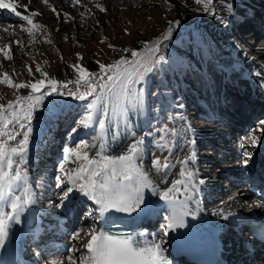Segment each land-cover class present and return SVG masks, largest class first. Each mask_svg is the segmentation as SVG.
<instances>
[{"label": "rangeland", "instance_id": "rangeland-1", "mask_svg": "<svg viewBox=\"0 0 264 264\" xmlns=\"http://www.w3.org/2000/svg\"><path fill=\"white\" fill-rule=\"evenodd\" d=\"M53 1L56 4L58 0L41 1L37 6L41 8L40 6L42 4V6L55 14L53 9H55L56 12H59V10L56 6L54 7L55 4ZM193 1L196 3V0ZM229 1L232 2L233 0ZM108 2H111V4L113 3L114 6L109 7L107 5ZM219 2L220 0H213L208 7V11H205L201 4L198 7L186 8V12L181 13L178 5L172 0H88L75 7H73L72 1H67L65 2V6L72 10L76 9L73 12L75 18L69 15L67 19H65L66 22L61 24V17L57 19L55 14V17L50 20L51 25L56 29V33L60 26L65 27V33L61 35V39L55 38L54 32L51 33V26L43 25V28L31 29L32 35H28L27 33L29 39V41H27L28 43L19 41V44L15 46V53L12 54L13 60H5L1 63L2 67H0V72H8L14 82L30 83L35 80L44 79V77H41V75L36 72V68L39 66L40 69L47 74V78L58 82L59 91L64 93L63 95L53 94L52 96H48L46 91H43L37 94L43 95V103L37 107L34 113L32 120L33 131L29 140V158H39L34 165L32 164V166L35 167V172H37V174H35L37 175L35 198L37 200L47 193L51 194L50 198L47 197L42 200L45 203L44 207H46L47 211H52L54 208L63 205L62 203H57L55 199L63 196L64 185L60 183L63 173H61L59 166L63 162L65 149L74 147L80 143H86L89 145L87 151L89 155H92L94 148H92L91 145L97 144L98 146V140L101 136L97 123L98 119H106V129L103 135L108 134L109 141H115L120 139V137H129L132 139V132H138L140 135L144 132L143 137L136 136V138L140 137L144 140V146L142 147L145 150L144 153L148 154V159L144 163V167L148 168L154 180L159 179L162 187L167 186L169 183L168 181H170L172 177L165 178L167 169L161 168L160 171H156L152 167V162L155 159H159L161 164L164 162L168 163L169 161V165H171V160L175 159V154H179L176 147L181 145V139H179L180 131L184 128L186 129V127L188 128L190 124H188L189 121L187 118H183L184 111L189 114L188 117L192 121V125L194 124L202 129L201 132L211 131L219 134V130H228L227 126L219 127L217 123L210 122L212 121L210 118L199 117L197 113L200 107L195 102L190 103L189 99L186 100L183 98L184 90H186L191 95L195 96L196 99H200L198 95L200 94L199 88L205 87L207 91H210V87H213L215 83L219 84L222 80L223 75L218 70V63L216 58H214L213 46H211V39L208 35L210 24L204 23L205 19H208L216 13L223 15L228 14L225 4ZM98 3L102 5L100 7H103L105 11H100V7L97 5ZM118 4H122L123 6L120 7ZM262 4L264 3L259 4L256 9V13L254 14L256 18L251 16V19H249V21L247 19L246 21V25L249 27L251 26L250 28L253 27V30L259 26V24L264 25V19L259 18L261 16V18L264 17ZM217 10L220 11L217 12ZM218 22L219 21H216L214 23ZM11 24L15 25L14 23ZM169 25H174L173 31L168 39H164L163 35L167 31ZM14 28L16 29V33L21 32L20 25L16 24ZM1 30L0 28V34L2 36L4 33ZM262 30L263 28H256L254 31L256 36L252 39L253 43L255 42L254 39L260 36ZM68 31H70L69 34H67ZM241 35L243 36V33H241ZM246 35L245 33V36ZM7 40L8 37H0V41L3 44ZM156 41H160V43L156 45L158 51L153 53L154 60L150 71L145 74L142 80L137 81L132 86L133 91L140 95L142 103L129 108L126 115L123 117L111 115L112 104L108 105L109 117L107 118L101 115L99 108L93 112H89L87 110V105L94 97H89L87 100H78L74 99L73 96L69 94L76 92L77 89H79L80 92L87 91V88L83 86L82 83L77 85V73L70 67L71 65L78 64L92 73V82L97 85V90L99 92V85L107 82L105 74L101 73L99 64L111 65L122 58L132 61L134 59L131 56L132 51L145 53V45H147L150 50ZM194 49L197 50L196 58L200 62L199 65L196 64V66L189 57V54ZM160 57H163V60H161ZM29 68H31L33 73L31 76L29 75ZM45 82L47 83V79ZM240 82L247 84L242 85ZM237 83H240L238 85L243 86V89L250 88V91L252 89L251 83L247 80H240ZM65 84L67 87H64ZM248 89H244V93L240 96H230V99L234 102L238 101L236 105L232 106L240 107L233 108V111L236 112L238 118H242V120H245V111L250 109L246 108V104L248 103L249 105V101L252 97V94L251 96L248 95L250 92ZM23 90L24 89H21L20 92L17 93L5 85H0V97H2L0 103L6 104L8 101L14 100L16 95H23ZM228 98L229 97H226V100L229 101ZM260 103L262 104V102ZM258 106H260V104ZM64 111L73 112L71 117L73 122L71 125H67L60 138L61 140L57 145V149H60V155L54 159V165L52 167V156H50V153L47 154V150L44 151V149L42 150V148H40L45 145H38L36 149L33 148L32 150L31 148L35 142L36 144H41L48 138L49 130L54 128L53 124L55 118L58 115H64ZM89 114L93 116V121L88 128H84L81 126L80 121ZM234 123L236 122L234 121ZM203 126L205 128H203ZM135 129L141 131H136ZM51 132H55V130H51ZM173 132H175L176 135H172L171 133ZM51 135L53 134L51 133ZM238 135L240 136L241 134L234 133V138H237ZM19 139H22V136H18L17 140ZM207 140L212 141L208 142ZM223 140L225 141L226 138ZM187 141L188 140H184V144L185 142L187 143ZM215 141V138L204 137V140L202 139L201 141L198 139L196 142L206 148L200 151L201 156L199 158V163L201 167L204 166L206 168L207 176L210 180L208 186L211 188L210 192H212V190L216 192L220 189L224 190L222 191V196L214 195L209 200L206 198L203 204L209 202L208 207H210V209L214 208L215 205L216 207L219 205L220 207H225L223 209H226L231 204L228 200L230 198H237L240 187L236 185L237 181H235L233 184V191H229L228 185L231 180L220 177L222 172L220 164L224 163L226 167L228 165L232 170L234 169L233 167L237 165V162L234 155L229 152L228 156L226 158L224 157V162L218 160L221 153L216 148L218 145L213 143ZM223 144L224 142L221 143V145ZM45 152L46 155L44 156ZM41 157H43L42 160L40 159ZM78 164L79 161H76L75 158H71L70 162L65 165V169L66 171L71 170L76 168ZM43 181L44 184H41ZM56 184L58 188L55 187ZM53 189L55 190L54 192L51 191ZM205 193L206 191H202V196ZM78 195V193L74 192L72 194V199L75 201ZM156 197L159 198L158 195H156ZM238 199H241V197H238ZM251 199L250 197L248 202H252ZM73 205L78 206L76 202H74ZM92 207V203L83 205L84 213L80 215L81 218L78 222L79 227H83L86 231H92L94 228L89 219L92 218L93 220L96 215H88L92 211ZM215 212L217 213L218 210H215ZM160 214L163 216L164 211L161 210ZM86 218H88V225L85 223ZM43 219H46L47 222L53 221L52 217L47 218L46 216L39 219V221L46 223ZM164 219L165 218L162 217V219L158 221V224L156 223V225H154L161 235L164 233L163 229L166 224ZM54 222L55 224L58 223V221ZM150 226L147 227V229H151ZM80 232H82L80 233L81 235L85 231ZM230 232V230H227L226 234H230ZM245 235L246 232L242 231L240 236L243 237ZM71 236L72 239L75 238L74 243L72 242V246L74 247L62 253H54L51 256L47 255L46 252H39L37 257L40 258V264H52L51 260L58 259L60 261H65L68 256L73 255L77 258L86 255V250L81 249L79 246L75 247V245L82 242V238H76L74 233ZM25 242H28L27 245L25 243L22 245H26L29 249H37V245H33V242L28 240ZM240 245L241 242L235 241L232 248L239 249ZM74 249H76L75 253L73 252ZM46 250L48 251L49 249ZM47 257H50L51 260L49 261ZM260 263H264V259L261 260Z\"/></svg>", "mask_w": 264, "mask_h": 264}, {"label": "bare ground", "instance_id": "bare-ground-1", "mask_svg": "<svg viewBox=\"0 0 264 264\" xmlns=\"http://www.w3.org/2000/svg\"><path fill=\"white\" fill-rule=\"evenodd\" d=\"M41 1L45 0H32L31 3H29V0H16L19 5H22V7H18L17 10L20 11L22 15L27 14L25 12V7L28 8L29 12L34 11L40 13L41 15L33 18L34 23L39 25L51 26V33L54 32L55 38L61 39V35L65 33V27L60 26L56 33V29L50 23V20L55 17V14L52 13L51 10L46 9L44 6H42V4L40 6L41 8H39L37 5L38 3H41ZM67 1H72V5L73 7H75L82 3H85L88 0H77L75 4L73 3V0H58L56 4L53 1L55 4H53L54 7L56 6V8L60 12L61 24L66 22L65 19H67L69 15L75 18L73 12L76 9L72 10L71 8L65 6V2ZM172 1L178 5L181 13H185L186 8L190 9L199 6L193 0ZM220 2L225 4L226 7L228 4H231L232 12H228V14L226 15L216 13L215 15L210 16L208 19H205L204 23L210 24L208 35L211 39V46H213L214 58H216L218 63V70L223 75L222 80L219 82V84L215 83L213 87H210V91H207L205 87L199 88L200 94L198 95L200 96V99H196L195 96L191 95L186 90H184L185 92L183 93V98L186 100L189 99L190 103L195 102L200 107L197 113L199 117L210 118L212 120L210 122L217 123L219 127L227 126L228 130H219V134L217 132L211 131L201 132L202 129H200L199 126H196L194 124L192 125V121L188 117L189 114L184 111L183 118H187L189 121L188 124H190L188 128L186 127V129H183L184 131H180V138H178L181 139V145H178V147H176L179 154H175V159L171 160L172 163L165 172V178L172 177V179L168 181V185L165 187L161 186V182L159 181V179L154 180L152 178L153 175L148 171V168L144 167V163L148 159V154L144 153L145 150L143 147L141 151V157L138 158V163L141 165L143 171L148 176L152 185L159 191H163L167 187H170L171 182L179 178V170L181 169V167H186L190 172L194 174V181L190 183H196L199 191L193 193L192 189L189 187L187 193L185 195H181L178 198L180 201H184L186 199L188 200L186 207L190 209L191 212L194 213V215H188L184 218V227L170 230L167 236H165L164 233L163 235H161L156 227H154V225H156V223L158 224V221L161 220L162 217H164V220L167 221L166 217L169 215L168 206L165 204V202L160 201L159 198H157L156 195L153 194L150 190H146L144 195L145 199L151 202L154 206V211L151 214L145 215L141 213L140 217H136L135 214L129 216L122 213L127 218L134 221L136 224V235L134 237L135 241H142L145 244H151L155 242L160 245L162 250L161 257L164 264L180 263V259H176L175 253L189 238L206 239L208 237H213L219 239L221 242L222 240H224L226 244V246L224 247L226 256H229L232 261L237 262L238 264H259V258H261L263 255L262 247L257 242H254L250 235L245 236L244 239L240 236L241 231L245 228L244 225L239 222V220L245 217L264 216V197L259 196L256 192L253 193L251 191V187L254 184L258 185V188L260 189L264 187V134L258 132L256 133L260 139V143H258L255 147L247 143V137L249 133L255 132L256 129L260 127L259 122L264 121V25L259 24V26H255L257 29L263 28V30L260 32V36L254 39V43L252 39L256 36V33L254 32L256 28H254L253 30V27L250 28L251 26L249 27L246 25L247 19L249 21V19H251V16H254L256 18V15H254L256 13V9L258 8L259 4L264 3V0H233L232 2H230L229 0H220ZM97 5H99V7L102 6L100 3H98ZM107 5L109 7L114 6L113 3L111 4V2H108ZM262 5L264 9V4ZM118 6L122 7L123 5L118 4ZM219 11L220 10H217V12ZM261 17L259 18L264 19V17ZM216 21L219 22L214 23ZM11 23H14L15 25L18 24L20 26L26 25L25 21L21 20L14 14L9 13L6 9H0V28L4 33L2 36L0 34V37H8V40L5 41L4 44L0 41V47L10 45L11 54H14L15 46L17 45L16 42L22 41L24 43H28L27 41H29V39L27 33L23 31L22 28L20 33H16V29L14 28L15 25H12ZM5 27L8 28L7 32L4 30ZM27 27L31 28V26ZM69 33L70 31L67 32V34ZM241 33H243V36L241 35ZM245 33L247 34L246 36ZM194 50L191 51L189 57L191 60H193L196 66V64L199 65L200 62L196 58L197 50ZM4 61L5 60L3 59L2 54H0V65ZM240 80H247L251 83L252 87L251 91L250 88H244L250 91L248 94L249 96H251L252 94L249 105L248 103L246 104V108L250 109L248 111H245L244 113L245 120H242V118H238L236 112L233 111V108L240 107L232 106L236 105L238 101L234 102L230 99V96H240L244 93L243 86L238 85L242 82L237 83ZM244 84L247 83H242V85ZM27 92L28 90H23L24 94H26ZM226 97H229V101L226 100ZM260 102H262V104ZM258 103L260 104V106H258ZM64 112V115L61 114L55 118L53 124L54 128L51 129L52 131L55 130V132H51V130H49V136L45 141H43L44 143L42 142L41 144H36L35 142L31 148L32 150L33 148L36 149L38 145H45L44 147L40 148H42V150L44 149V151L47 150V154L50 153V156H52L53 159H50L51 161H53V164H51L52 167L54 165V159L58 157V155H60V149H57V145L61 140L60 138L62 137L67 125H71L73 122V119H71L73 112ZM234 121L236 123H234ZM203 128L205 127L203 126ZM136 131L141 130L137 129ZM51 133L53 135H51ZM234 133L241 135H238L237 138H234ZM134 134L135 137L144 136V132H142L141 135L138 132H134ZM204 137H211L216 139V141L213 143L218 145L216 146V148L221 153L218 160L224 162V157L226 158L228 156V152L234 155V158H236L237 165L233 167L234 169L232 170L228 165L226 167L224 163L220 162V168L222 170V172L220 171V177L232 181H230L228 185L229 191H233V184L235 181H237L236 185H239L240 187L237 198H230L228 201L231 202V204L226 209H223L225 207H220L219 205L217 207L215 205L214 208L210 209V207H208L209 202L203 204L206 198H208L209 200L214 195L222 196V191H224L220 189L217 192L215 190H212V192H210L211 188L208 187L210 184V180L208 179L206 168L204 166H200V151L201 149L206 148L205 146L197 144L196 142L198 139L201 141L202 139L204 140ZM108 138V134L103 135V137L100 136L98 140V146L93 149V153L95 151H98L99 145L103 143L104 145H106L105 154L116 156L119 155V153L121 154V152L129 143L134 142L133 136L131 137L132 139H130L129 137H120V139H117L115 141H109ZM224 138H226L225 141L223 140ZM184 140L190 141L189 143L187 141V143L185 142L184 144ZM207 141L209 142L212 140ZM223 142L224 144L221 145V143ZM142 146H144V143ZM29 147L30 141L26 154L27 162L25 164L18 163L14 165V169H21L23 178L13 186L12 193L13 196L21 197V203H23V198L26 194L25 189H27V195L31 199L32 203L28 204L21 211V222L19 224H11L8 232V238L5 241L4 246L0 247V264H40V258L37 257L39 252H46L47 255L51 256L54 253H62L74 247L72 246V242L74 243L75 238L72 239L71 236L73 233L74 236H76L78 232L82 233L80 231H85L79 236L82 238V242L75 245V247L79 246L84 250H86L84 248V244L89 238V230L86 231V229H83V227L80 228L78 224L81 218L80 215L84 213L83 205L86 203H92L91 201L83 197L82 194L78 193L79 195L76 196L75 201L71 196L73 203L76 202L78 206H74L73 203L69 205L67 201H64L62 206L54 208L52 211H47L46 207H44L45 203L42 201L44 198H50V193H47L48 196L47 194H45L42 198L37 199L38 201L36 200L35 196L37 189L35 186L37 175L35 174H37V172H35V167L32 166V164L34 165V163L39 160V158H29ZM46 152L44 156L46 155ZM244 153H249L251 159V161L250 159H248L246 165L242 163ZM189 156H193L194 159L189 161L187 164H183L182 161L187 159ZM42 158L43 157H41L40 159L42 160ZM256 161H258L259 163ZM200 180L204 181L203 185H199L198 182ZM41 184H44V181ZM55 187L58 188V185L56 184ZM51 191L54 192L55 190L53 189ZM202 191H206L207 195L205 193L202 196ZM238 197H241V199H238ZM250 197L252 198V202H248ZM61 198L55 199L57 203H62ZM10 199L11 198H9L8 203H0V212H11ZM92 205V211L90 212L91 215L95 213L99 215V213L96 211V205H94L93 203ZM161 210L164 211L163 216L160 214ZM215 210H218V214L215 212ZM114 213L115 212L105 213L103 217H100L99 215V222H96L94 219L92 220V218H90L89 221H91L90 223L94 226L93 230H97V234H99L100 232L104 233L103 225H105L108 217ZM44 216H46L47 218L52 217L53 221L47 222L46 219H43L46 223L40 222L39 219ZM225 216L227 217V219L224 218ZM54 221H58V223L55 224ZM87 221L88 218H86L85 220L86 225H88ZM149 226L151 227V229H147V227ZM227 230L231 231L230 234H226ZM26 240L33 242V245H37V249L27 248L26 245L28 242H25ZM235 241L241 242L239 249L232 248ZM23 243H25L26 245H22ZM46 249L49 250L47 251ZM47 259H49V261L51 260L50 257H47ZM58 260H51V263L53 264L54 261ZM66 261L67 260L64 261L65 264Z\"/></svg>", "mask_w": 264, "mask_h": 264}, {"label": "snow or ice", "instance_id": "snow-or-ice-1", "mask_svg": "<svg viewBox=\"0 0 264 264\" xmlns=\"http://www.w3.org/2000/svg\"><path fill=\"white\" fill-rule=\"evenodd\" d=\"M31 2L32 0H29V3ZM76 2L77 0H73L74 4ZM212 2L213 0H196L198 5H203L205 11H208ZM18 7H22V5H19L16 0H0V9H6L26 22V25H21V28L29 35H32L31 29L43 28V25L35 24L33 21L34 17L41 15L40 13L29 12L25 7L27 14L22 15L17 10ZM100 11L103 12L105 9L100 7ZM226 11L232 12L231 4L227 5ZM53 12L59 19L60 13L55 9ZM27 26H31V28ZM173 27L174 25H169L163 35L164 39L171 36ZM4 30L7 32L8 28L5 27ZM16 43L19 44V41ZM159 43L160 41H156L150 50L145 45V53L132 51L131 56L134 58L132 61L122 58L111 65L99 64L101 73L105 74L107 81L99 85V92L97 85L92 82V73L78 64L71 65L70 67L77 73V85L82 83L87 91L80 92L77 89L76 92L69 94L78 100L94 97L87 105L89 112L99 108L101 115L107 118L109 117L108 105L112 104L111 115L123 117L129 108L142 103L140 95L133 91L132 86L142 80L145 74L150 71L154 60L153 53L158 51L156 45ZM0 54L6 61L13 60L10 45L0 47ZM160 59L163 60V57ZM36 72L44 79L30 83L14 82L8 72H0V85H5L17 93L21 89L28 90L26 94L16 95L14 100L8 101L6 104L0 103V203H8L11 198V212H0V247L4 246L8 238L11 224H19L21 211L32 203L27 195V189H25L23 203H21V197L13 196L12 189L23 178L21 169H14V165L27 162L26 154L33 131L32 120L37 107L43 103V95H37V93L46 91L48 96L64 94L59 91L58 82L47 78V74L39 66H37ZM29 75H33L31 68H29ZM64 87L67 85L65 84ZM92 121L93 116L89 114L83 117L80 123L82 127L88 128ZM97 123L101 137H103L106 119H98ZM259 123L260 127L255 132H250L247 137V143L253 147L260 143L256 133L264 134V121ZM171 134L176 135L175 132ZM18 136H22V139L17 140ZM132 136L134 142L129 143L121 154L116 156L106 155V145L103 143L99 145V150L91 156L87 151L89 145L86 143L66 148L63 162L59 166L63 173L60 183L64 185L61 202L63 204L64 201H67L71 205L73 203L71 196L75 192L82 194L83 197L96 205V211L100 217L109 212L123 213L129 216L135 214L136 217H140L141 213L148 215L154 211L153 204L147 201L144 195L146 190H150L168 206L169 215L166 217L167 223L163 229L164 235L167 236L170 230L185 226L184 218L186 216L194 215L186 207L188 200L180 201L178 198L185 195L189 187L193 193L198 192L199 188L196 183H190L194 181V174L186 167H181L179 178L173 180L170 187L163 191L157 190L138 163L144 140L136 138L134 133ZM91 147L96 148L97 145L93 144ZM71 158H75L79 164L76 168L66 171L65 165L70 162ZM193 159V156H189L182 163L187 164ZM248 159H250V154L244 153L242 163L246 165ZM152 167L156 171H160L161 168L168 169L170 165L167 162L161 164L159 159H155L152 162ZM198 183L203 185L204 181L200 180ZM88 215L91 216V213ZM224 218L227 219L226 216ZM79 236L78 232L76 238ZM88 237L84 244L86 255L79 258L75 255L68 256L66 264H164L161 247L155 242L145 244L131 238H119L102 232L97 234V230L89 231ZM75 251L76 249L73 250L74 253ZM53 264H65V262L54 261Z\"/></svg>", "mask_w": 264, "mask_h": 264}]
</instances>
